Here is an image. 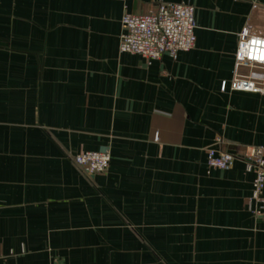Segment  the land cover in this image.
Returning <instances> with one entry per match:
<instances>
[{
    "label": "crops",
    "instance_id": "0c3cea01",
    "mask_svg": "<svg viewBox=\"0 0 264 264\" xmlns=\"http://www.w3.org/2000/svg\"><path fill=\"white\" fill-rule=\"evenodd\" d=\"M162 1L195 6V47L121 52ZM247 25L264 0H0V264H264V93L222 90ZM103 148L105 173L76 162Z\"/></svg>",
    "mask_w": 264,
    "mask_h": 264
},
{
    "label": "built area",
    "instance_id": "2783aa9c",
    "mask_svg": "<svg viewBox=\"0 0 264 264\" xmlns=\"http://www.w3.org/2000/svg\"><path fill=\"white\" fill-rule=\"evenodd\" d=\"M195 6L185 2H159L147 13H125L122 18L123 32L120 38V51L135 53L147 61L161 59L169 54L176 59L182 51H189L196 45L195 29L197 26ZM245 67H259V75L243 74ZM236 75L222 90L251 91L264 93V33L253 25H247L239 35L236 52ZM218 143L222 139L218 138ZM244 158L248 168L256 173L253 198L261 201L264 190V147L252 145ZM87 173L91 175L105 173L110 165L109 148L94 151H82L75 156ZM236 155L223 149H210L208 163L211 168H230ZM258 214L259 211H254Z\"/></svg>",
    "mask_w": 264,
    "mask_h": 264
}]
</instances>
